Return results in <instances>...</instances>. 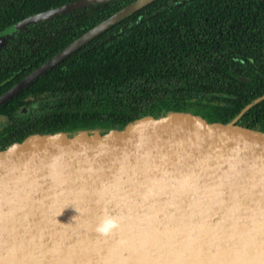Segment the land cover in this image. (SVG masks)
<instances>
[{
  "label": "water",
  "instance_id": "obj_1",
  "mask_svg": "<svg viewBox=\"0 0 264 264\" xmlns=\"http://www.w3.org/2000/svg\"><path fill=\"white\" fill-rule=\"evenodd\" d=\"M105 1L24 17L0 32V45ZM150 1L133 0L82 33L0 94V105ZM109 216L117 226L103 235L97 227ZM0 264H264V128L196 106L0 148Z\"/></svg>",
  "mask_w": 264,
  "mask_h": 264
},
{
  "label": "trees",
  "instance_id": "obj_2",
  "mask_svg": "<svg viewBox=\"0 0 264 264\" xmlns=\"http://www.w3.org/2000/svg\"><path fill=\"white\" fill-rule=\"evenodd\" d=\"M70 1L0 0V32ZM131 1L81 6L3 40L0 94ZM254 31H264V0H151L2 103L0 113L10 114V129H0V148L32 133L119 128L142 115L196 106L232 119L262 96L264 79L251 75L249 82H237L232 72L219 68L215 53L219 39H247ZM224 75L231 82L220 83ZM23 107L31 111L18 114ZM263 112L261 98L239 120L264 125Z\"/></svg>",
  "mask_w": 264,
  "mask_h": 264
},
{
  "label": "flooded vegetation",
  "instance_id": "obj_3",
  "mask_svg": "<svg viewBox=\"0 0 264 264\" xmlns=\"http://www.w3.org/2000/svg\"><path fill=\"white\" fill-rule=\"evenodd\" d=\"M251 34L252 37L247 39L244 37H224L222 39H219L218 41L219 50L215 53V56L217 55V57L219 58V68L232 72L233 77L236 79L237 82H249L252 78L251 75H253V77L255 76L264 79V31H254ZM1 39L2 37H0V40ZM250 49H252L253 51H250ZM207 63L208 61L205 60V64ZM226 79H228L227 81L231 82L229 76L224 75L220 83H226ZM262 96L258 97L264 98V93L262 94ZM254 99H252L251 102H249L246 106L242 107L239 112L234 115V117H232V119L236 117L237 120L241 123L264 128V125L262 124H249L246 121L239 120L242 113L250 105H252V101ZM28 111H31V109L23 107L22 109H19L17 113L25 114ZM5 125L8 126L10 129V114L5 115L3 113H0V129H2Z\"/></svg>",
  "mask_w": 264,
  "mask_h": 264
},
{
  "label": "clouds",
  "instance_id": "obj_4",
  "mask_svg": "<svg viewBox=\"0 0 264 264\" xmlns=\"http://www.w3.org/2000/svg\"><path fill=\"white\" fill-rule=\"evenodd\" d=\"M116 226L117 220L114 217L109 216L97 227V231L103 235H107Z\"/></svg>",
  "mask_w": 264,
  "mask_h": 264
},
{
  "label": "rangeland",
  "instance_id": "obj_5",
  "mask_svg": "<svg viewBox=\"0 0 264 264\" xmlns=\"http://www.w3.org/2000/svg\"><path fill=\"white\" fill-rule=\"evenodd\" d=\"M50 99H51V98H50ZM48 102H49V100H48ZM32 110L34 111V110H36V109H32Z\"/></svg>",
  "mask_w": 264,
  "mask_h": 264
}]
</instances>
